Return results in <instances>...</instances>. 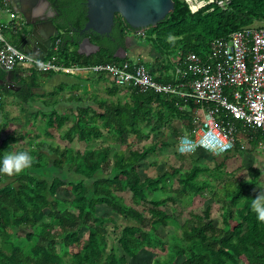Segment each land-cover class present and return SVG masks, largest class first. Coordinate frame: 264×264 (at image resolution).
Segmentation results:
<instances>
[{"label":"trees","instance_id":"trees-1","mask_svg":"<svg viewBox=\"0 0 264 264\" xmlns=\"http://www.w3.org/2000/svg\"><path fill=\"white\" fill-rule=\"evenodd\" d=\"M48 1L61 9L62 20L57 29L62 34L51 44L60 40L54 54L58 64L67 68L90 67L121 64L129 59L114 58L118 49H124L128 32L133 33L119 16H115L108 36H88L90 42L100 48L99 52L90 57L79 56L77 42L82 37L78 34L86 22L83 0ZM172 2L173 12L155 28L145 31L136 44V49L150 48L160 58L158 68L145 67L159 83H174L165 76L167 69H173L176 62L181 66L187 54L203 56L214 40L226 38L246 27H264V0H232L224 10L216 8L211 13L203 10L194 15H190L181 0ZM143 63L144 66L149 64L142 60ZM53 74L30 72L27 79H21L19 90L11 96L22 106H27L36 98L33 91L38 88V75ZM120 90L111 85L106 93L109 97L118 96ZM125 91L128 101L115 104L94 98L91 102L97 106L96 111L80 105L62 114L51 111L42 115L45 136L54 137L70 123L62 138L69 144L83 143L87 148L83 152L60 151L40 140L36 148L17 150L31 155L33 164L19 175L0 174L5 177V186L0 189V264H62L58 244L64 246L65 255L72 264H127V260H134L152 244L167 251L164 259L156 257L154 264H264V222L258 221L250 210L253 197L247 195L256 186L258 171L250 170L251 179L234 188L232 185L222 187L225 196L218 218L221 223L212 219L207 209L201 215L189 213L178 225L165 213L166 206L175 204V200L162 193L172 188L171 182L175 179L177 199L186 195L201 197L207 187L197 183L196 179L203 170L193 166L182 175L173 170L171 174L141 179L140 161L155 153L158 146L166 147L165 142L152 144L141 153L135 150H128L126 154L111 152L109 147L97 151L92 148L93 142L102 137L97 123L111 132L120 144H125L128 136L138 141L148 132L157 134L166 129L179 138L171 129L174 121L183 122L187 133L191 131L193 104L186 107L173 97L128 88ZM74 101L84 102L83 98ZM179 107L184 110L180 111ZM1 108L0 105V112ZM235 126L239 141L251 135L243 131L239 123ZM3 133L0 129V155L13 151L10 143L31 145L38 139L15 131L4 136ZM253 136L251 145L264 142L263 134L257 132ZM234 150H239V143ZM68 172H73L76 178H70ZM59 191L71 196L70 204L56 198ZM124 196L133 206L124 202ZM68 205L73 211L66 207ZM99 207L107 211L98 215ZM118 220H129L137 225L121 230L117 239L120 257L107 252L106 243V226H115ZM168 225L177 229L179 236L172 235L166 248L160 242L158 232ZM19 232H23L22 238Z\"/></svg>","mask_w":264,"mask_h":264},{"label":"built area","instance_id":"built-area-1","mask_svg":"<svg viewBox=\"0 0 264 264\" xmlns=\"http://www.w3.org/2000/svg\"><path fill=\"white\" fill-rule=\"evenodd\" d=\"M232 0H181L190 15L201 11L213 12L226 9ZM10 0H0V10L7 11ZM10 20H15L11 14ZM143 36V33L137 34ZM57 39L43 58H33L19 52L3 37L0 27V69L5 72L19 71L23 74L54 73L102 77L111 85L159 96L173 97L186 107L195 106L191 116V131L179 139L177 153L191 156L201 152L208 156H225L234 151L240 141L236 138L239 123L249 137L264 135V27H246L214 40L208 53L198 56L189 53L181 66L174 63V83H159L149 73L138 57L129 58L121 64H105L90 67L67 68L57 63ZM37 64L41 65L38 67ZM1 99V98H0ZM184 110V107H179ZM253 134V135H252ZM263 148L264 142L257 143Z\"/></svg>","mask_w":264,"mask_h":264},{"label":"rangeland","instance_id":"rangeland-1","mask_svg":"<svg viewBox=\"0 0 264 264\" xmlns=\"http://www.w3.org/2000/svg\"><path fill=\"white\" fill-rule=\"evenodd\" d=\"M9 21L10 17L8 14L0 12V24H5ZM255 27H257V25H255ZM3 30L4 39L10 42L12 30L8 29V27ZM128 36L133 37L134 34L128 32ZM135 41L138 43L140 38L135 37ZM128 46L130 48L136 45L134 41H131L128 43ZM133 55L132 57H138L145 62H149L150 65L146 64V68H151V66L157 67L160 60L150 48L144 50L135 48V50H133ZM79 74H77V76H80V78L88 77L87 74L83 72ZM72 78L73 76L66 77L64 75H58L51 79L50 83L52 85H50V83L45 84L42 82L41 77L38 76L36 82L43 87L34 91L37 96L34 101L27 106H22L7 93L2 94L0 99V104H2L0 112V129L4 131L3 136L4 134L15 131L19 134L28 135L29 137H38L31 145L25 143H10L13 147L12 152L36 148L40 140L49 142L52 147H58L60 151L67 149L72 152H83L87 148L85 144L77 141L69 144L62 138L64 130L70 126V123H67L66 127H64L59 134H55L54 137L45 136L43 130L45 120H43L42 115H48L51 111L62 114L70 109L74 110L80 105H87L96 111L98 109L97 106L93 105L91 102L94 98L99 101L104 100L108 104H115L117 101H128L127 93L125 89L122 88H120L121 90L118 96L109 97L106 92L108 88L111 87V84L108 83L106 79L96 82V85L87 88L85 92L80 90L74 92L68 86V82ZM58 86H60L61 89ZM75 97L83 98V104L76 103L74 101L76 99ZM97 125L102 137L93 142L92 148L96 151L104 147H109L111 152H123L126 154L128 150H135L141 153L152 144H158L159 142L166 143V147L158 146L155 153L150 154L144 160L140 161L139 175L141 179L147 177H160L165 173L171 174L173 170H177L178 175H182L188 172L193 166H197L199 169L203 170V173L196 179L197 183H204L207 187L202 192L201 197L192 198L191 195H186L183 198L177 199L174 191L178 190V185L175 179L171 182L172 188L168 189L165 194L162 193V196L175 200V204L171 205L169 203L166 206L165 213L172 217L178 225L182 224V222L188 218L189 213L201 215L207 209H209L210 217L214 220H218V223H221L218 218L221 214V207L225 196L222 187L224 185H232L234 188L238 184L250 180L251 176L248 173L250 170L258 171L259 175L256 178V186L250 190L247 195L254 198L256 193L260 190L258 187H264V146H262L263 148H259L258 146L240 141L239 150H234L225 156L213 157L211 155L208 156L196 153L191 156L182 157L177 153V146L180 137L188 134L183 122L174 121L171 127V129L179 135V138H176L170 129H166L157 134L148 132L146 133L148 136L147 138H145L146 135H144V137L138 141L132 136H128L125 144L116 142L115 137L111 132L105 130L101 123H97ZM67 171L66 169L65 172ZM67 174L70 178H76L73 172H68ZM56 198L68 204H70L71 201V196L65 191H59ZM123 200L127 205L133 206L126 196L123 197ZM66 207L73 211L71 205ZM136 209L140 210V207H136ZM106 211L107 210L102 207L97 208L98 215ZM44 222H48V220L44 219ZM132 226L137 225L129 220H118L115 226H106L107 252H113L116 257L121 256V252L117 245V239L124 227ZM158 233L159 239L161 240L160 242L165 245L166 248L171 241L172 235L175 234L179 236V231L174 229L172 225H168V227L159 230ZM18 235L22 238L23 232H19ZM57 251L61 255L62 264H72L69 257L65 255L66 249L63 245L58 244ZM166 255L167 251L164 252L161 250L160 246L152 244V247L144 248L134 260H127V264H154L153 261L156 257L164 259Z\"/></svg>","mask_w":264,"mask_h":264},{"label":"water","instance_id":"water-1","mask_svg":"<svg viewBox=\"0 0 264 264\" xmlns=\"http://www.w3.org/2000/svg\"><path fill=\"white\" fill-rule=\"evenodd\" d=\"M10 1L22 19H25L27 14L33 15L42 6L50 7L48 0ZM83 2L86 8V22L78 35L86 37L77 42V54L85 57H90L100 50L98 46L90 42L88 36L91 34L108 36L115 16H119L137 35L155 28L174 10L172 0H83ZM59 34L62 32L56 28L52 19L38 17L35 23H25L14 31L15 48L27 56L43 59L52 44V38ZM128 41L127 37L124 41V49H118L114 54L115 59L126 58L125 48L128 47ZM17 77L18 74L15 71L5 72L0 69V87L14 85Z\"/></svg>","mask_w":264,"mask_h":264},{"label":"crops","instance_id":"crops-1","mask_svg":"<svg viewBox=\"0 0 264 264\" xmlns=\"http://www.w3.org/2000/svg\"><path fill=\"white\" fill-rule=\"evenodd\" d=\"M24 8H25V10L27 9L25 6H24ZM16 8L15 7H13L12 5H11V1H10V8L7 10V11H1L0 10V12H4V13H7L8 14V16H10L11 14H14L15 15V17H16V19L15 20H10L9 22H7V23H5V24H0V27H2V33L4 32V30L3 29H7V27H8V29H11L12 30V35H11V39H10V42H8L10 45H12V46H14L15 47V42H14V31H16L17 29H19L20 28V26L21 25H23V24H25V23H35L36 21H37V18L39 17V18H41V17H44V18H46V19H48V18H50V14H48V11H49V7H46V6H42V7H40L39 9H37V12L36 13H33V15H26L27 17L25 18V19H22L20 16H19V14L16 12ZM39 20V19H38ZM7 25V26H6ZM56 26V28H57V25H55ZM134 34V33H133ZM128 38H129V41H128V43L129 42H135V45L137 44L136 43V41H135V37H137L135 34H134V36L133 37H130V36H127ZM52 39H54V38H52ZM135 48H136V46L135 47H130L129 48V46L127 47V48H125V55H126V57L127 58H132V56H134L133 55V50H135ZM49 52L47 51V54H48ZM46 54V55H47ZM142 62V61H141ZM145 62V61H144ZM157 68H158V66H157ZM175 68V64H174V67H173V69ZM173 69H171V68H169V69H167L168 71H167V73H166V77L167 78H171V79H173ZM15 72H17V74L19 75V77L21 78V79H27V77L29 76V74L27 75V74H23V73H21V72H19V71H15ZM58 75H64V76H73V78L72 79H70L69 80V82H68V86L71 88V90H73L74 92H76V91H78V90H80V91H82V92H85V91H87V88H90V87H93L94 85H96V82H98V81H102V79L104 80V78H102V77H96V76H92V75H87L88 77H86V78H80V76L78 77L77 75H68V74H53V75H48V76H44V77H42V76H40V75H38L39 77H41V80H42V82H44L45 84L46 83H50V81H51V79L52 78H55L56 76H58ZM80 75V74H79ZM102 78V79H101ZM18 77L15 79V84L14 85H7L6 86V92L5 93H7L8 95H10V97H11V94L12 93H15V92H17L18 90H19V88H18ZM37 85H38V88L36 89V90H39L41 87H43L42 85H40L38 82H37ZM50 85H52L51 83H50ZM17 87V89L15 88L14 90H13V87ZM58 87H60V86H58ZM68 87V88H69ZM60 89H61V87H60ZM35 91V90H34ZM33 91V92H34ZM36 96H37V94H36ZM2 97V94L0 95V98ZM9 97V98H10ZM76 98V97H75ZM80 99V98H79ZM70 101V100H69ZM1 105V107H2V104H0ZM214 157V156H213Z\"/></svg>","mask_w":264,"mask_h":264},{"label":"clouds","instance_id":"clouds-1","mask_svg":"<svg viewBox=\"0 0 264 264\" xmlns=\"http://www.w3.org/2000/svg\"><path fill=\"white\" fill-rule=\"evenodd\" d=\"M38 67L41 65L37 64ZM33 164V158L25 151L4 152L0 155V174L19 175ZM260 190L255 197L250 199V210L255 214L256 219L264 222V187H258Z\"/></svg>","mask_w":264,"mask_h":264},{"label":"flooded vegetation","instance_id":"flooded-vegetation-1","mask_svg":"<svg viewBox=\"0 0 264 264\" xmlns=\"http://www.w3.org/2000/svg\"><path fill=\"white\" fill-rule=\"evenodd\" d=\"M48 14H50V19H52V21H53V23L55 25H57L58 23H60V20H62V18H61V9H60V7H58L56 5H53V4L50 3L49 13ZM81 37H82V39L80 41H82L83 39H85V37H83V35ZM89 40H90V38H89ZM52 41H53V39H52ZM18 79H19L18 80V88H19V85L22 82V80L19 77V75H18ZM5 88H6V86L5 87H0V95L1 94H4L6 92V89ZM15 88L17 89V87L15 86V87H13V90ZM4 186H5V177L0 175V189L3 188Z\"/></svg>","mask_w":264,"mask_h":264}]
</instances>
